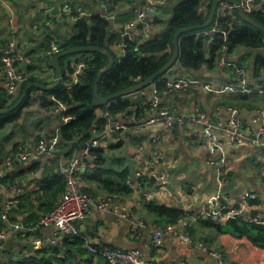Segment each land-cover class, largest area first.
Wrapping results in <instances>:
<instances>
[{
    "label": "crops",
    "instance_id": "1",
    "mask_svg": "<svg viewBox=\"0 0 264 264\" xmlns=\"http://www.w3.org/2000/svg\"><path fill=\"white\" fill-rule=\"evenodd\" d=\"M179 1L162 0L156 11L159 23H153L154 18L151 20L152 29L147 37L143 32L144 21L136 22L130 30L135 41L139 37L141 43H144L153 34L165 35L168 33V24L171 23L173 9ZM47 4H50V11L46 10ZM211 4L213 5V3ZM66 5L71 7L72 12L60 14L61 9ZM145 5V0H118L117 4L114 3V0H0V110H9L1 108L2 99L12 102L21 93L23 95L30 83H41L46 86L55 84L57 70L51 65L53 57L70 49L90 47L79 46L63 49L67 43L64 38H70L77 34L76 24L80 20L91 21L92 16L102 14L111 22L109 36L110 39L112 38L110 44L112 51L103 49L111 52L115 61L120 62L122 57L118 45L132 41L131 39L125 41L126 38L122 36L123 26L135 21L138 12ZM207 6H209V2L201 6L198 13L203 16L205 13L208 21L211 8L209 10ZM80 12H83L84 15L78 17ZM253 13L248 15L251 17ZM239 19H242L240 15ZM210 26L203 28V31H208ZM224 31L225 29L217 38L222 37ZM195 35L197 39H201L198 40L200 41V51L209 58L214 45L208 44L207 39L199 32ZM115 37H118L117 40H113ZM12 40L19 43L21 52L26 55V61L23 64L18 63L17 68L24 72L28 79L21 84L16 95L7 98L6 77L1 56ZM53 43L57 44L59 52L51 55L49 51ZM235 48L230 50L223 46L220 50L216 49L214 53L218 56H215L211 62L204 63L198 71H191L183 67L180 61V48V55L176 62L160 76L162 80H167L168 91L159 92L155 82L160 78L158 77L146 88L121 96L135 104L127 112L114 110L112 107L111 114L114 117L119 115L118 117L128 126V129L106 138H102L103 120L101 117L105 113L106 106L117 98L96 105L101 106L96 113L97 123L91 127L89 132L91 137L86 142H83L79 135L70 144L61 143L62 127L70 122L63 119L65 111L58 107L55 95L47 96L49 103L43 106L40 98L45 96L44 92L46 91L38 87L30 88L29 90L35 89L31 93L33 102L30 106L27 105L22 109L20 118L15 122L5 124L0 119V160H2L0 163V229L8 228L10 224L15 223L23 224L30 228L31 232L26 237L15 234L0 244V259L9 256L17 257V261H19L29 259V257L43 259L44 256L47 258L45 262L47 261L48 264H62L61 257L64 258L69 254V261L65 264H87L88 260L92 264H109L100 256L90 253L87 246L93 245L124 250L140 249L145 253V259L148 262L156 264H191V256H196L204 263L216 264L201 250L183 244L172 233L166 234L165 246L162 249L155 248L150 233H144L139 238L133 230L131 222L127 218H123L120 212L121 207L126 206L129 210L134 211L138 218L143 219L151 229L156 230L171 224L164 221V217H159L151 207L152 205L179 206L188 215L187 217H193L199 215L204 202L217 193L222 194L224 203H236L244 191L257 192L264 201V157L260 156L259 148L248 141L236 144L229 132V108L235 107L240 111L242 128L244 132H248L253 124V118L260 111H264V100L259 98L260 96L264 97V92L256 91L250 95L231 93L215 95L199 88L200 83H212L215 87L222 84H238L239 70L243 71L242 77L248 85L255 87L264 84V71L260 78L254 75V53L251 52L246 57L243 54L233 56ZM95 53L104 54L94 51L72 53L63 56L67 57L64 60V66H61L63 57L59 60V66L63 70L61 83L64 88L71 90L77 85L68 88L65 83L72 80L71 76L77 63L91 57L95 59ZM75 54L82 55L73 56ZM239 63H243V65L240 66ZM179 78L185 79L188 85L173 90L172 84L176 83ZM138 80L144 81L140 78ZM242 96L249 97L251 102L242 101ZM153 100L156 101V104L152 103ZM136 104L142 105L138 107ZM162 110L170 112L175 119L195 115L200 110L207 115L210 122L218 125L219 135L225 142L223 150L219 153L228 156L224 168L220 169L218 154L212 153L201 138V125L188 122L181 126L176 122L174 127L168 130L165 125L158 122L142 126L140 129L135 128L136 125L157 118ZM42 137H58L60 139L56 156L34 155L27 161H15L11 167L6 165V158L14 154L18 147L35 149ZM97 139L100 141V145L98 148H93L86 158L78 177L79 184L82 191L97 203L109 199L112 205L103 211L97 206H92L90 213L83 219L76 220L74 225L78 234L68 236L71 241L68 245L44 247L45 243L54 236L55 227L52 225L37 227L38 221L57 207L66 191V185L64 190V184L60 186L55 182V179L57 176H63L61 168L68 158L81 154ZM74 144L88 145L79 150ZM95 149L101 150V157H98L99 162L96 161L97 157L91 154ZM156 151L161 153L168 162L153 163L147 166L141 164V159L149 158ZM113 152L120 153L113 155ZM97 168L124 172L131 179L135 178L137 171L143 169L142 178L137 180L138 183L142 182L141 189L133 183L135 186L132 187L127 184L132 189L130 193L116 191L117 184L120 182L118 175L113 176L115 185L109 184V187L102 182L88 180L84 177L88 171L95 172ZM152 177L157 179L151 187H148L147 184ZM188 178L192 179V182H189ZM162 184L166 186L167 190L159 193L155 201L146 202L145 193L160 188ZM192 185L197 186L196 191L190 190L189 187ZM13 196H17L19 203L10 212L8 221H5L1 211ZM250 214L260 215L264 219V202L257 204ZM206 220L202 218L189 220L190 223L187 227L179 229L182 228L196 242H202L210 249L223 252L227 260L232 259L236 264H264V248L253 245L246 247L239 239L219 235L220 231L218 233L207 232L208 229L214 228L206 226ZM80 241H83V244ZM37 246L44 248L36 249ZM43 249L46 251L58 250L59 253H45V250L42 251Z\"/></svg>",
    "mask_w": 264,
    "mask_h": 264
},
{
    "label": "built area",
    "instance_id": "2",
    "mask_svg": "<svg viewBox=\"0 0 264 264\" xmlns=\"http://www.w3.org/2000/svg\"><path fill=\"white\" fill-rule=\"evenodd\" d=\"M237 1L239 2V6H241L247 14H251L259 10L264 11V0ZM145 2L146 5L138 12L136 20L123 26V37L126 38V36H129V39L135 41V38L132 36L130 30L131 27L138 21H144L143 32L145 33L146 37L150 35L152 29L151 20L155 18L157 7L162 3V0H145ZM46 10H51L50 4H47ZM67 12H72L71 7L68 5L61 9L60 14ZM82 15H84V13L80 12L78 17ZM239 15L238 6L236 4L229 1H221L217 7L216 15L210 26V29L208 31H203L200 34L207 39L208 44L212 45L214 44L217 36H219L223 30V22L227 19L232 22L237 21L239 19ZM147 18L150 19L149 22H145ZM118 47L121 50V57L124 58L127 54V45L121 43L118 45ZM58 52L59 48L57 44L53 43L49 53L54 55ZM26 59V55L21 52L20 45L16 40H12L8 44L7 49L1 56V63L3 64L6 77L5 85L7 98L16 95L18 88L28 79V76L17 68L18 63L23 64ZM93 59L94 58L91 57L87 58L86 60L83 59L81 62L77 63L71 76L72 80L67 81L65 86L68 88H73L76 84H78L90 66L89 61ZM238 73V84H222L218 87H215L212 83H200L199 88L200 90L208 91L215 95L223 93L250 95L256 91L264 92V84L252 87L248 85L243 79V71L239 70ZM187 85L188 82L185 79L179 78L176 83L172 84V89H181ZM55 101L57 102L60 110H68V106L66 104L58 101L57 99ZM152 103L156 104V101L153 100ZM112 107L113 104L109 103L105 108V113L101 117L103 120L102 138L115 135L118 132L128 129V126L118 117L119 115L115 117L112 116ZM229 112V132L232 140L236 144H242L246 141L250 142L259 148L260 156L264 157V111H260V113H258L253 118V124L248 132H244L242 128L240 111L235 107H230ZM63 119L64 121L69 122L73 119V117L70 114H66L64 115ZM158 122H161L163 125H165L168 130L172 129L176 122H178V124L181 126L188 122L201 125V138L212 153L218 154L220 169L222 170L224 168L228 156L219 152L223 150L225 142L219 135V126L210 122L205 113L198 110L195 115L175 119L173 116H171L170 112L167 110H162L157 118H152L147 123L136 125L135 128L140 129L142 126H147ZM59 143L60 139L58 137H42L38 141L35 149L18 147L14 154L9 155L6 158V165L11 167L15 161H27L34 155L48 154L49 156H56V150ZM99 145L100 141L98 139L94 140V142L89 145L81 154L68 158L65 165L62 166L61 172L66 180V191L57 207L50 213L42 216L37 225V227H46L51 225L55 227L54 236L45 243V246L43 245L44 247L64 245V241L68 236L77 235L78 231L74 225V222L78 219H83L88 213H90L92 206H97L101 211L111 207L112 203L109 199L101 200L97 203L89 195L85 194L80 187L78 179L86 158L90 154L91 150L93 148H98ZM140 162L142 165L147 166L153 163H167L168 160H166L161 153L156 151L149 158L144 157L141 159ZM142 175L143 169L136 172L134 179H131V177L128 178V186L132 187L136 185L139 189H141L142 182L140 181L138 183L137 180H140ZM133 183L135 185H133ZM189 188L192 191L197 190L196 185H192ZM166 190V186L162 184L160 188L146 192L144 199L146 202H153L159 193ZM223 198L224 197L220 193L210 196L204 202L199 215L178 219L175 223L167 226L165 229H151L143 219L138 218L136 213L132 210H129L126 206L121 207L120 213L123 218H127L131 222L133 230L139 238L142 237L144 233H150L152 244L157 249H162L165 246L164 239L166 234L172 233L177 236L183 244L190 245L201 250L216 264H236L232 259L227 260L223 252L210 249L202 242H196L184 230H182V228H185L189 225V220H198L201 218L216 223H226L233 219L248 224L264 225V219L260 215L250 214V211L255 208L257 204H262L264 202L257 192H242L236 203H224L222 202ZM18 203L19 200L17 196H13L6 204L5 208L2 209L1 215L5 221H8L10 212L17 207ZM236 204H238L239 208L236 207ZM180 227H182L181 230L179 229ZM30 232L31 229L25 227L23 224H10L8 228L6 227L0 229V244L9 240L15 234H19L21 237H26ZM41 247L37 246L36 249ZM87 247L91 254L100 256L109 264H156L148 262L145 259V253L140 249L124 250L113 247H95L93 245H88ZM5 260L17 261V257L7 256L4 259H0V264H2Z\"/></svg>",
    "mask_w": 264,
    "mask_h": 264
},
{
    "label": "trees",
    "instance_id": "3",
    "mask_svg": "<svg viewBox=\"0 0 264 264\" xmlns=\"http://www.w3.org/2000/svg\"><path fill=\"white\" fill-rule=\"evenodd\" d=\"M213 1L214 0H180L173 9V17L171 23L168 24V33L165 35L153 34V36L148 38L144 43H141L139 37L135 42L128 41L126 43V56L122 58L120 62L117 61L115 66L103 75L99 83L100 93L104 96L116 94L139 83L140 80H138V78L146 80L163 68L173 56L174 35L180 29L196 27L204 24L207 21V16H205V13L204 16L199 14L198 10L208 2L209 6L207 7L210 10ZM251 17L264 26L263 10L253 13ZM154 20V22L152 21L153 23H159L157 16H155ZM110 23L111 22L102 14L92 16L91 21L80 20L76 24L77 34L70 38H64L67 43L63 49L67 50L71 47L79 46H97L112 51L110 46L112 38L110 39L109 36ZM223 29H225V31L223 32L222 37H218L214 44H212L214 46L209 58L200 51V41L198 40L201 39H197L195 35V33L203 32V29L182 34L180 40V61L183 67L191 71H198L204 63L211 62L215 56H218L214 53L216 49L220 50L225 46L232 50L235 47L242 45L254 53V75L258 78L262 77V71H264V32L251 24L244 22L242 19L234 22L227 19L223 22ZM117 38L115 37L113 40H117ZM200 38L203 39V37ZM66 58L67 57L62 58L61 66H64V60ZM108 62L109 58L106 55L95 53V59L90 61V67L87 69L86 74L73 89L69 90L64 88L61 83L57 88L44 92L45 96L40 98L43 106H46L49 103L47 96L51 95H55L57 100H61L69 106V109L65 111L63 115L70 114L73 116V120L63 125L61 130V143L66 142L70 144L79 135L83 142L90 139V129L95 123H97L96 113L98 108L101 107L93 104L94 84L98 73ZM242 65L243 63L240 64V66ZM196 80H198V78H196ZM155 82L159 92L168 91L166 79L162 80L160 77L155 80ZM34 90L35 89L29 90L21 105L14 109H12V106L19 100L22 93L15 97L12 102L2 99L1 108L9 109L7 113L0 116L3 124L7 122H15L20 118L22 109L25 106H30L32 104L33 99L31 98V93ZM242 97V101L251 102L249 97ZM259 98L264 100V97L260 96ZM112 104L114 110L127 112L135 103L125 99V97H121L114 100ZM136 105L141 107L142 104ZM141 110L144 111L143 109ZM91 154L96 156V161L99 162L98 157H101V150L95 149ZM84 175L86 179L102 182L108 187L110 186L109 184L115 185L113 182V176L118 175L120 182L117 184L116 191L130 193L132 190L127 186L126 182L128 177L127 173L124 172L105 169L99 170V168H97L95 172L88 171ZM106 176H108L107 179H105ZM55 182L60 186L64 184L65 190L66 180L64 176H57ZM151 207L158 213L159 217H164V221H168L170 224L176 222L178 219L186 218L188 216L179 206L156 204ZM227 224L232 237L241 241H250L254 247L264 248V225L248 224L239 220H230ZM205 225L223 232L222 225L210 220H206ZM162 227L166 228L167 225ZM69 240L70 237L66 238L64 244L68 245V243L71 242ZM80 243L83 244V241H80ZM42 251L45 253H59L58 250L46 251V249H43ZM69 256L70 255L68 254L64 256V258L61 257L62 264L69 261ZM46 259L47 258L44 256L43 259L29 257V259L16 262L5 260L2 264H48L47 261L45 262ZM87 264H92V262L88 260Z\"/></svg>",
    "mask_w": 264,
    "mask_h": 264
},
{
    "label": "water",
    "instance_id": "4",
    "mask_svg": "<svg viewBox=\"0 0 264 264\" xmlns=\"http://www.w3.org/2000/svg\"><path fill=\"white\" fill-rule=\"evenodd\" d=\"M221 0H214L212 8H211V12H210V16L209 19L206 23H204L203 25L200 26H196V27H189V28H185V29H181L179 30L174 38V46H175V53L172 57V59L161 69L159 70L156 74H154L153 76H151L150 78H148L147 80H144L140 83H138L135 86H132L126 90H123L121 92H118L116 94H113L111 96H107V97H103L100 93H99V83L101 81L102 76L107 73L115 64V57L113 56V54L109 51H105L103 48H99V47H82V48H77V49H70L67 50L63 53L58 54L57 56L53 57L51 59L52 62V66L56 68L57 70V79L55 84H53L52 86H46L44 84L41 83H30L28 84V86L26 87V89L23 92V95L21 96L20 100L15 104V106H13L12 108H15L17 106H19L22 101L24 100L28 90L32 87H38L41 88L45 91L48 90H52L55 89L56 87H58L62 81V76H63V70L62 68L59 66V60L66 55L72 54V53H76V52H90V51H94V52H101L104 53L105 55H107L110 58V62L109 64L98 74L96 81H95V85H94V104L95 105H101L103 103H105L106 101L112 100V99H116L119 98L121 96H125L131 93H135L139 90H142L144 88H146L147 86H149L155 79H157L158 77H160L162 74H164L166 71H168L171 66L176 62V60L178 59V56L180 55V46H179V37L182 33H186V32H190L196 29H203V28H208L212 22L214 21L215 15H216V11H217V7L218 4ZM224 1H229L232 2L234 4H236L238 6V12L241 16V18L253 25L254 27L262 30L264 32V26L260 23H258L257 21H255L253 18H251L244 10L241 6H239V2L237 0H224ZM114 3L117 4L118 0H114ZM146 21H150L149 18L146 19ZM129 39V36H126L125 41H127ZM8 110H0V115L4 114L5 112H7ZM76 144H74L75 146ZM88 144H85L84 146H78L76 145V147L81 150L87 147ZM0 163H2V160H0ZM156 177H152L151 181L149 182V184H147L148 187H151L152 184L156 181ZM223 201V200H222ZM236 207L239 208L238 204H236ZM233 219H231L232 221ZM191 264H208V263H204L201 262L199 260V258H197L196 256H191Z\"/></svg>",
    "mask_w": 264,
    "mask_h": 264
},
{
    "label": "rangeland",
    "instance_id": "5",
    "mask_svg": "<svg viewBox=\"0 0 264 264\" xmlns=\"http://www.w3.org/2000/svg\"><path fill=\"white\" fill-rule=\"evenodd\" d=\"M251 53V51L246 48L245 46H242L240 45L239 47L235 48L234 52H233V56H236L238 54H243L245 57L246 56H249ZM81 56L82 54H75L73 56ZM5 91V90H4ZM0 124H1V121H0ZM120 152H113V155H116V154H119ZM188 181L189 182H192V179L188 178ZM220 225L223 226V232H221L219 235H224L223 237H227V238H230L231 237V234L229 232V226L226 223H219ZM207 232H215V233H218V230L217 229H208ZM242 243L244 244V246L246 247H251L253 244L250 242V241H247V240H243ZM260 249V248H259Z\"/></svg>",
    "mask_w": 264,
    "mask_h": 264
}]
</instances>
